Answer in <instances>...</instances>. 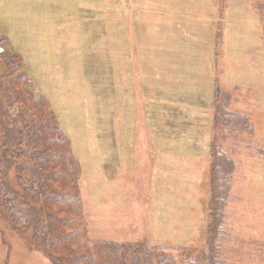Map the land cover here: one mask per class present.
Returning a JSON list of instances; mask_svg holds the SVG:
<instances>
[{"label":"rangeland","instance_id":"374dc122","mask_svg":"<svg viewBox=\"0 0 264 264\" xmlns=\"http://www.w3.org/2000/svg\"><path fill=\"white\" fill-rule=\"evenodd\" d=\"M60 1L0 0V37L9 38L0 54L21 57L82 170L91 172L86 190L101 197L97 212L86 215L90 235L150 245L189 241L183 218L192 224L189 209L208 191L207 180L200 184L202 159L215 135L218 85L253 127L240 143L223 144L234 162L226 258L264 264V0H216V8L215 0ZM222 3L223 50L212 47L221 42L214 11ZM91 161H99L98 170ZM161 172L168 175L165 192L160 186L153 195L147 185ZM4 219L0 264H49L29 234ZM203 228L184 246H203Z\"/></svg>","mask_w":264,"mask_h":264},{"label":"trees","instance_id":"16d2710c","mask_svg":"<svg viewBox=\"0 0 264 264\" xmlns=\"http://www.w3.org/2000/svg\"><path fill=\"white\" fill-rule=\"evenodd\" d=\"M9 44L0 37V47ZM3 52V51H2ZM0 54V215L49 264H230L225 246L234 162L223 144L252 134L248 115L214 87L201 247L93 237L80 187L82 167L46 97L38 96L19 55ZM6 52V51H5ZM261 152V150H260ZM4 219V220H5Z\"/></svg>","mask_w":264,"mask_h":264},{"label":"crops","instance_id":"0c3cea01","mask_svg":"<svg viewBox=\"0 0 264 264\" xmlns=\"http://www.w3.org/2000/svg\"><path fill=\"white\" fill-rule=\"evenodd\" d=\"M67 1L68 0H65V1L64 0L62 1L61 0L60 2L62 3V2H67ZM217 5H219V1H216L215 0V8H216ZM223 6H224V4L222 3L221 8L220 9L218 8L217 11L215 9V11H214V13L217 14L215 16H217V21H218L216 23L215 28H217V30L220 31V33H221L220 40H221L222 43L221 42L220 43H218V42L212 43V47H213V45H214V47L221 45L220 47L222 48V50H223V45H224V42L222 41V29L218 27V24H221L219 22L222 20V18H221L222 17V12L221 11L223 9ZM63 11L64 10H62L61 12L63 13ZM209 44H211V42ZM207 159H202L203 160V171H204V173L202 174L203 176H202V179H201V183L200 184H202V182H206V180H207V170H208V165H209V153H208V158ZM105 160H107V159L106 158L105 159H101V161H103V162ZM206 161H207V163H206ZM95 163H96V165H95ZM98 164H99V161H96V162L95 161H91V164L90 165H94L95 167H97V170H98V167H99ZM205 164H206V166H205ZM191 165H192V163L190 164L189 167H191ZM81 167H82V165H81ZM87 167L84 166V171L82 170V176H81V180H80V187L83 184L82 187L86 191V194H87L86 195L87 198L85 199V201L83 199V202H84V212H85V215L88 216L91 213H94L95 214L97 212L96 206H97V204L99 202V198L101 197V195L96 194L90 187L88 188V190H86V183L89 186V181L87 180V177L88 176H91V172L87 170ZM196 173L197 172H195V174H194V176H193L192 179L189 178L193 182V184L195 186H197L196 185V180H195ZM103 175L106 177V179L109 182L111 181V179H112L111 176L106 175V174H103ZM159 178H165V180H163L160 185H156V182L159 181ZM167 178H168V175L166 176L164 172H161L160 174L158 173V174L152 175V177L150 179V182L147 185V187H149V190L148 189H143V190L151 191L153 195H157L158 196L160 194V186H161V194L163 192H165V189H166V179ZM184 178L185 179H188V176L185 175ZM84 179L86 181L85 184H84ZM168 186L170 187L169 183H168ZM231 188H232V186H231ZM231 188H230V191H231ZM81 192H82V190H81ZM190 192H191V190H190ZM199 198H200L199 201L201 202V204H198L197 205V203L195 202L194 205H192L193 208L192 209H189L190 214L193 217L192 224H189L188 219L183 218L184 221L187 223V226H184L185 229H186L185 236H187L188 238L190 237V239H189V241L187 243H178L181 246L187 245L189 242H192L197 237L198 232L201 229V227L205 225L206 212H205V214H203V208H204V202H206V200L208 198V191H203V193L201 194V196ZM228 205H229V203H228ZM228 205H227V210H228ZM194 207H195V209H194ZM204 211H205V208H204ZM199 214H200V219H199ZM203 217H204V219H203ZM94 227L97 229V225H95ZM194 229H196V231H195V234L192 236V234H190L189 231H192ZM90 234H92V233H90ZM103 235H107V234L105 233ZM119 235L122 236L121 234H119ZM172 236H173V233H172ZM122 238L123 239H127L128 237L126 235V236H122ZM123 241H127V240H123ZM165 242L166 241H160L158 243H154L153 242L152 245H165ZM171 245H177V243H172Z\"/></svg>","mask_w":264,"mask_h":264}]
</instances>
